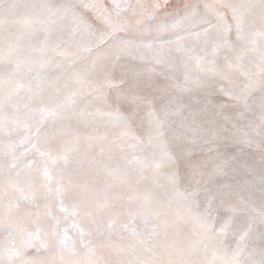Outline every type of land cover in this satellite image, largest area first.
<instances>
[{
	"label": "snow or ice",
	"instance_id": "6c2138e0",
	"mask_svg": "<svg viewBox=\"0 0 264 264\" xmlns=\"http://www.w3.org/2000/svg\"><path fill=\"white\" fill-rule=\"evenodd\" d=\"M0 264H264V0H0Z\"/></svg>",
	"mask_w": 264,
	"mask_h": 264
}]
</instances>
